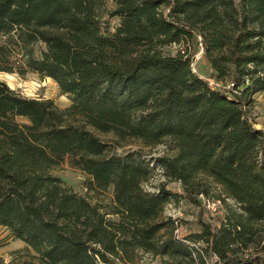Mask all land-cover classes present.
Here are the masks:
<instances>
[{
	"label": "trees",
	"instance_id": "obj_1",
	"mask_svg": "<svg viewBox=\"0 0 264 264\" xmlns=\"http://www.w3.org/2000/svg\"><path fill=\"white\" fill-rule=\"evenodd\" d=\"M197 38L209 80L191 69ZM0 73L51 79L70 101L60 110L0 81V228L25 246L0 264H132L138 252L264 264L249 253L264 231V131L246 109L264 92V0H0ZM94 132L118 147L168 143L173 155L156 164L179 193L144 191L148 162ZM65 162L86 192L111 189L109 203L53 176ZM209 188L224 204L219 225L175 238L165 205L201 204Z\"/></svg>",
	"mask_w": 264,
	"mask_h": 264
},
{
	"label": "rangeland",
	"instance_id": "obj_2",
	"mask_svg": "<svg viewBox=\"0 0 264 264\" xmlns=\"http://www.w3.org/2000/svg\"><path fill=\"white\" fill-rule=\"evenodd\" d=\"M107 7L111 8V2H107ZM107 21V26L109 31H113L114 27L117 25V18H105ZM186 47V45H184ZM177 47L172 46L167 48L166 53L173 54L176 53ZM187 52L192 56L191 69L192 71L203 79H210V67L203 56V51L200 43V39L197 38L193 42H190L187 47ZM0 81L6 83V85L16 93L22 95L23 97L37 100H51L54 105L60 109H66L70 101L65 96L62 95L57 87V85L51 79H39L36 75L28 74L25 78H20L16 74H6L0 73ZM212 84V83H211ZM264 93V92H262ZM261 94V93H260ZM258 94V95H260ZM254 103V104H253ZM264 94L261 96L253 97V102L246 109L249 111L251 122L256 124L255 128L264 131ZM18 123H26L23 118L17 117L15 119ZM100 140L105 143L113 145L114 153L125 154L126 152L138 151L142 158L148 162L150 169L152 170V175L149 180L143 183L142 189L148 193H156L160 185L165 184L166 189L172 191H179L177 184L169 183L164 178L163 172L160 167L156 164V159L161 156H172L173 152L169 150V144H160L155 147H144L138 141H131L118 147L113 144L114 139L111 135H100L94 132ZM52 175L58 177L62 180L65 186L69 187L73 192L81 196H86L91 198V201L98 202L100 205H107L111 199L112 190L108 189L104 193H88L84 188L85 176L77 169L70 167L67 162L59 165L52 171ZM178 189V190H177ZM208 196L204 198L217 201L218 191L215 188H209ZM179 193V192H178ZM220 201V200H219ZM228 203V202H227ZM221 209L218 213L209 214L205 211L201 204H195L188 200H182L178 203H169L165 205L163 217L171 218L177 222L180 226V236L179 239H187L188 236L200 231L198 222L204 221L209 223L213 227L219 225V221L222 218L224 204L220 201ZM264 230V224L260 227ZM258 244L255 245L249 253H260L264 256V231L258 234ZM199 246V245H196ZM25 246L22 242L14 240L9 232L3 228H0V258L2 257L5 262L10 260V253L13 251L21 250ZM165 259L159 256H155L149 253L138 252L136 260L132 264H165ZM206 264H216V259L213 256L205 257ZM119 264H124V262H119ZM128 264V263H126Z\"/></svg>",
	"mask_w": 264,
	"mask_h": 264
},
{
	"label": "built area",
	"instance_id": "obj_3",
	"mask_svg": "<svg viewBox=\"0 0 264 264\" xmlns=\"http://www.w3.org/2000/svg\"><path fill=\"white\" fill-rule=\"evenodd\" d=\"M198 198L201 202V205L205 209V211L208 212L209 214L218 213L219 210L222 208L219 200H217V201L216 200H210V199L204 198L202 195H200ZM221 212H223V209ZM174 236L177 239H179V236H180V226L177 224V222H175ZM213 257L216 259L215 256H213Z\"/></svg>",
	"mask_w": 264,
	"mask_h": 264
},
{
	"label": "crops",
	"instance_id": "obj_4",
	"mask_svg": "<svg viewBox=\"0 0 264 264\" xmlns=\"http://www.w3.org/2000/svg\"><path fill=\"white\" fill-rule=\"evenodd\" d=\"M262 94H264V93H261L260 95H256V96H261ZM253 104H254V103H253ZM262 107H264V106H262ZM261 112L264 113V110H262ZM255 125H257V123L254 124V127H255Z\"/></svg>",
	"mask_w": 264,
	"mask_h": 264
}]
</instances>
